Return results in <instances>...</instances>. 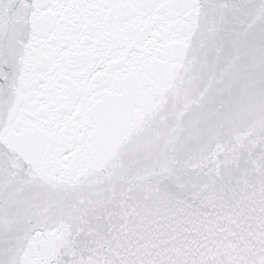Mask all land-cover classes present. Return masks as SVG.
Listing matches in <instances>:
<instances>
[{"label": "snow or ice", "instance_id": "1", "mask_svg": "<svg viewBox=\"0 0 264 264\" xmlns=\"http://www.w3.org/2000/svg\"><path fill=\"white\" fill-rule=\"evenodd\" d=\"M0 264H264V0H0Z\"/></svg>", "mask_w": 264, "mask_h": 264}]
</instances>
